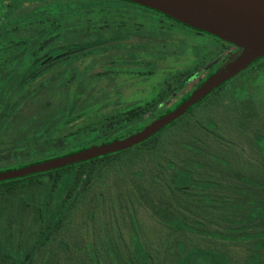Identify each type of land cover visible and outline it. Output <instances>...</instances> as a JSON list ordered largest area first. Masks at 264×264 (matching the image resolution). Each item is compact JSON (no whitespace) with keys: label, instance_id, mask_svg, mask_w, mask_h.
Returning a JSON list of instances; mask_svg holds the SVG:
<instances>
[{"label":"rangeland","instance_id":"1","mask_svg":"<svg viewBox=\"0 0 264 264\" xmlns=\"http://www.w3.org/2000/svg\"><path fill=\"white\" fill-rule=\"evenodd\" d=\"M41 6L26 4L18 15ZM70 19L69 25L87 36L88 43L81 50L58 47L44 56L42 62L54 58V73L35 85L42 94L22 105L11 135L56 114L70 92L78 103L99 109L58 136L80 128L100 129L109 120L117 123L130 109L158 100L186 75L206 71L207 64L230 52L212 37L132 7L82 10ZM71 53L77 59L60 84L65 68L56 61ZM225 91L229 98L219 99L210 114L202 113L198 137L184 148L157 162L135 161L133 169L105 168L89 189L78 190L76 203L34 264H98L99 259L103 264H123L122 254L127 245L134 247L135 236L159 264H174L178 246L169 224L179 218L195 227L181 236L186 246L225 252L232 264L245 261L258 245L251 242L252 236L264 230V63L233 80ZM168 160L193 171L196 180L188 193L174 194L171 173L160 170V165L170 170ZM48 190L45 177L13 195H0V264H17L59 215L63 201L57 192L41 213ZM257 210L263 211V219H254ZM111 239L115 262L108 261Z\"/></svg>","mask_w":264,"mask_h":264},{"label":"trees","instance_id":"2","mask_svg":"<svg viewBox=\"0 0 264 264\" xmlns=\"http://www.w3.org/2000/svg\"><path fill=\"white\" fill-rule=\"evenodd\" d=\"M38 3L42 5L40 8L27 14L18 15L26 4ZM121 7L139 9L183 29L212 37L227 45L230 52L223 57H217V60L214 61L215 65L207 64L206 71L199 70L186 75L177 88L170 89V92L158 100L143 107L130 109L126 112V117L117 123L109 120L107 126H102L100 129L88 131L80 128L65 136H58L60 132L68 130L77 122L90 118L99 109L94 104L78 103L77 96L70 92L67 103L56 114L38 120L30 129L19 134L16 133V136L11 135L18 126L22 105L38 100L42 94L40 88H34L35 85H41L44 77L54 73V58L42 62L44 56L51 54L58 47L81 50L88 43L84 38L87 36L69 25L70 18L75 17L82 10L91 13L93 11L118 10ZM237 51L238 49L233 45L211 35L193 30L166 16L128 2L118 0H0V68L5 67L4 71H0L3 72L0 74L3 75V79L0 81V172L16 170L49 159L76 154L91 146L109 144L142 131L152 122L174 111L189 99L193 91L199 88ZM74 55L75 53L65 57L60 56L56 61V63L60 62L58 64L60 68H65L60 84H63V80L70 75L69 67L77 59V56ZM262 63H264V59L258 60L238 77ZM73 78L78 79V74L75 73ZM233 80L193 106L188 114L163 132L133 149L46 173L0 182V195L9 196L27 185H34L41 178L48 177L49 190L40 209L42 215L53 193L57 192L63 201L59 215L46 224L44 232H41L34 248L27 250L23 257L17 258V264H34L38 253L51 240L52 234L60 228L66 214L76 203L78 190L89 189L98 174L105 168L111 169L115 166L125 170L133 169L131 164L135 161L157 162L160 157L169 155L172 150L184 148L191 138H197L196 132L199 131V127L203 126L202 113L206 114L209 110L211 111L218 104L219 99L229 98L227 97L229 93L225 90ZM189 85L191 87L188 88ZM210 111L207 114H210ZM172 161L168 160L167 162L170 170L163 165H160V170H167L171 173L174 194L188 193L196 180L193 171ZM148 167L144 166V169ZM262 213L263 211L257 210L254 219L257 217L263 219ZM131 222L134 226L137 225L136 219L131 218ZM169 227L177 239L178 246L174 264H232L231 257L225 252L213 251L195 245L186 246L181 241V236L185 232L195 230V227L187 219L179 218L171 222ZM176 233L178 234L176 235ZM111 242H113L112 239L108 243V261L115 262L113 260L115 252H113ZM251 242L258 243L255 251L245 261L238 264H264V230L252 236ZM133 245L134 247L131 248L127 245L124 254H122L123 264H159L156 255L146 247L139 237H134ZM169 248L167 246V251ZM42 256L43 252H41ZM102 261L103 259H99L98 264H103Z\"/></svg>","mask_w":264,"mask_h":264},{"label":"water","instance_id":"3","mask_svg":"<svg viewBox=\"0 0 264 264\" xmlns=\"http://www.w3.org/2000/svg\"><path fill=\"white\" fill-rule=\"evenodd\" d=\"M166 16L193 30L231 44L238 51L189 99L126 139L94 145L79 153L53 158L20 169L0 172V182L50 172L114 155L139 146L184 117L193 106L264 59V0H118Z\"/></svg>","mask_w":264,"mask_h":264}]
</instances>
